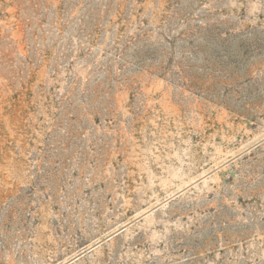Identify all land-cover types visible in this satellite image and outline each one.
Masks as SVG:
<instances>
[{
	"label": "rangeland",
	"instance_id": "374dc122",
	"mask_svg": "<svg viewBox=\"0 0 264 264\" xmlns=\"http://www.w3.org/2000/svg\"><path fill=\"white\" fill-rule=\"evenodd\" d=\"M0 264H264V0H0Z\"/></svg>",
	"mask_w": 264,
	"mask_h": 264
}]
</instances>
